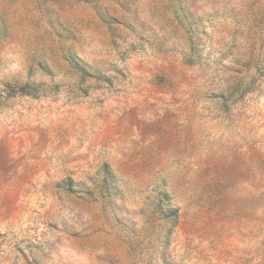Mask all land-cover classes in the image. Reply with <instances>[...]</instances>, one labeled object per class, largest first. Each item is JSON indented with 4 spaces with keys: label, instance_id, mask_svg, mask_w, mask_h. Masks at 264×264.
<instances>
[{
    "label": "rangeland",
    "instance_id": "374dc122",
    "mask_svg": "<svg viewBox=\"0 0 264 264\" xmlns=\"http://www.w3.org/2000/svg\"><path fill=\"white\" fill-rule=\"evenodd\" d=\"M0 264H264V0H0Z\"/></svg>",
    "mask_w": 264,
    "mask_h": 264
}]
</instances>
